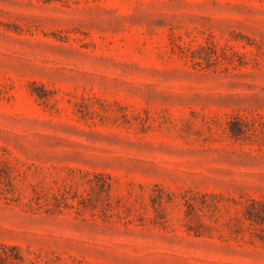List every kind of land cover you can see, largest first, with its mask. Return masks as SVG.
I'll list each match as a JSON object with an SVG mask.
<instances>
[{
  "label": "rangeland",
  "instance_id": "1",
  "mask_svg": "<svg viewBox=\"0 0 264 264\" xmlns=\"http://www.w3.org/2000/svg\"><path fill=\"white\" fill-rule=\"evenodd\" d=\"M0 170L24 264H264V0H0Z\"/></svg>",
  "mask_w": 264,
  "mask_h": 264
},
{
  "label": "trees",
  "instance_id": "2",
  "mask_svg": "<svg viewBox=\"0 0 264 264\" xmlns=\"http://www.w3.org/2000/svg\"><path fill=\"white\" fill-rule=\"evenodd\" d=\"M4 175L3 170H0V178ZM255 203L252 204L251 208L255 207ZM263 210L262 213L257 211L249 213L252 219L259 220L264 218V206H260ZM25 260L20 254L17 247L0 245V264H24Z\"/></svg>",
  "mask_w": 264,
  "mask_h": 264
}]
</instances>
